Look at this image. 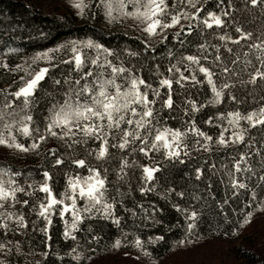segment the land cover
<instances>
[{
    "label": "trees",
    "instance_id": "1",
    "mask_svg": "<svg viewBox=\"0 0 264 264\" xmlns=\"http://www.w3.org/2000/svg\"><path fill=\"white\" fill-rule=\"evenodd\" d=\"M74 0H0V109L4 103V90L12 92L20 86V77L25 75L24 71H14L16 65L29 67L30 70H38L39 67L48 66L47 62L41 60L33 64L31 57L37 52H44L48 49H54L59 45H66L68 41L87 40L89 38L103 44L105 47L116 52L120 60L113 59L114 63L119 64L123 61L125 67L140 69L137 75H141L148 83L154 87H159L160 76L156 75V66L159 65V72L163 76H169L167 68L182 55L195 54L196 43L207 40L209 44H218L220 41L213 38V32L222 34L220 29L207 30V35L201 39L197 32L191 35L181 34L178 39L174 35L179 31L178 27L165 30L167 39L160 42V36L148 37L143 33L137 22L128 19L121 23L107 24L102 15H95V18L87 15L91 12H97L96 7L86 9V15L81 17L77 14L78 10L73 7ZM88 4L90 0H84ZM95 4V0H91ZM169 5L175 3L177 11L181 6V0H167ZM207 11L219 12L216 7L217 0H200ZM229 0H224L221 5L225 10L231 12V16L245 30L258 32L260 26L264 24V13L260 7H253L248 4L245 8L244 0H232L235 9H228ZM185 10H190L184 5ZM227 19V18H225ZM182 24L187 22L181 20ZM229 34L235 35L231 27L224 29ZM184 44L181 45L180 41ZM144 42H148L150 47L146 50ZM239 47V46H233ZM16 49V51H10ZM128 51L138 52L139 56L133 57L127 54ZM171 51L173 56L170 58L168 53ZM209 49V52H213ZM223 51V49H222ZM56 57L54 63L58 67L51 69L45 79L40 82L38 90L35 92L32 105V114L34 120L39 124L43 132V118L47 115V108L53 98L59 99L58 91H63V84L56 86L52 78H62V76L71 75L76 78L77 73L74 61L69 64H60L61 59H68L70 53L60 51L53 53ZM243 59V57H242ZM8 65L5 69L2 65ZM186 63V62H185ZM205 66H210L209 61H201ZM90 65L86 64L82 69L87 71ZM183 71V66H181ZM250 70V69H249ZM185 75H190L185 71ZM197 78L202 79V74L197 72ZM247 79V74L243 75ZM185 87L181 89L175 83L173 84L174 106L171 110L164 108L161 115L165 117V122L169 127L184 130L188 128V122L194 121L195 126L201 131L213 136L212 147L210 151H204V148L196 145L195 141L199 139L204 143L202 137H197L189 132L186 143H188V155H181L179 160L165 161L161 153L150 152L149 159L138 151L133 153L131 148L124 152L118 149L109 148V155L102 161H97L94 157L88 155L89 149H97L99 142H90L87 146H75L67 148L64 141L49 137L43 142L37 152H31L27 155L18 153L16 150L6 149L0 146V168L10 169L13 172H19L20 175L14 177L17 182L23 186L26 192H32L28 188L31 184L33 188L38 189L44 182L43 172L49 171L52 180L49 181L54 194L58 196L59 192L64 190L68 175L79 174L88 175L87 168H79L71 163V159H85L87 164L98 167L101 175L107 177V188L109 197L116 198L114 214L119 218L120 223L116 225L110 219L93 217L85 218L78 230L69 231L76 236L73 240L71 236L65 237V222L70 225L72 220L71 212L65 213L62 219L59 215V207L54 206L50 212L51 224H47L45 219L38 215L39 204L45 202V194L38 190L32 195L18 193L19 201L28 200L27 205L17 203L14 208L7 209L15 215H23L26 223L25 228H18L15 219L5 220L8 229L0 227V242L13 241L19 242L21 254L13 252L4 257L0 253V258L8 261V264H97L98 262L112 258L120 253H132L139 257L141 262L147 260L150 262L159 261L169 256L175 255L178 249L194 245H202L206 242H225L229 244L232 256L237 264H264V243L256 236L252 230V225L257 218L264 213L256 212L250 224L240 227L246 211L244 204L247 203L246 194H242L239 199H230L223 210L218 207L217 201L225 198V185L221 183L222 165L227 164L231 167L230 157L237 151H244L245 146H229L223 148L215 143L219 133L227 128L225 137L231 135L232 128L227 120L218 119L220 113H227L235 109L241 112L250 110L257 105L253 103L252 98L247 97V102L237 105L233 101L224 99L221 104L212 105L206 103L211 98L210 88L205 85H193L191 81L184 82ZM264 87V84L260 85ZM249 89L252 86H248ZM161 96L155 105L158 111L161 110L160 100L167 98V89L160 87ZM259 92V87L255 89ZM238 97H244L245 90L240 89L239 85L234 90ZM48 93L52 95L49 96ZM151 98V97H150ZM193 100L199 106L198 111L193 112L191 105L185 103L187 100ZM17 104L20 102L17 101ZM187 109V114H185ZM211 117L210 123H205ZM36 124L33 125L35 127ZM57 131H59L57 129ZM251 136L257 141L264 137V131L259 127L249 129ZM24 142V137H19ZM247 141V137H246ZM31 143V141H28ZM138 147V145H137ZM259 147V144H257ZM49 149L55 151L57 155L65 158L63 166L53 167V158ZM184 149H181L183 153ZM127 160L128 167L125 169L127 176L125 179L117 181L116 175L120 167L121 158ZM136 161V164H133ZM159 163L161 171L156 173V179L149 181L148 185H155V190L141 193L139 188L146 186L141 180L142 169L138 165ZM215 165V168L211 166ZM107 168V172L104 169ZM202 170V177L196 180L195 169ZM67 174V175H66ZM211 180L212 188L209 191L207 184ZM253 178V185H255ZM120 193H116V188ZM174 188L176 191L185 193L183 198L177 197L172 193L170 197L162 198L166 188ZM243 191V190H242ZM264 196V190L259 193ZM194 196L202 197L193 199ZM215 196V200L211 197ZM111 202V200H110ZM83 200H78V207H83ZM138 205L140 207H138ZM174 205H179L181 209L195 210L199 213L196 226L192 234L186 235V219L183 211H177ZM255 204L252 209L254 210ZM131 210V211H128ZM4 209H0L2 213ZM135 212V215L132 213ZM85 217L87 214H84ZM0 220L3 216L0 215ZM48 228L47 233L42 229ZM91 229V231H89ZM235 233V234H233ZM97 235L99 241H91V237ZM139 237L143 242V249L150 254H143L142 249L137 248L133 241ZM162 236V240H156L155 237ZM50 237V239H49ZM149 238H153L149 243ZM120 239L121 245L113 247L114 242ZM180 240H187L185 244H178ZM76 252L73 253L72 249ZM47 253V256L43 255ZM77 253L82 254L83 258L78 262L73 259Z\"/></svg>",
    "mask_w": 264,
    "mask_h": 264
},
{
    "label": "snow or ice",
    "instance_id": "2",
    "mask_svg": "<svg viewBox=\"0 0 264 264\" xmlns=\"http://www.w3.org/2000/svg\"><path fill=\"white\" fill-rule=\"evenodd\" d=\"M206 2V0H205ZM250 3L253 7H260L264 13V0H244L245 8ZM224 0H217L216 7L219 12L207 11L200 0H181V6L177 11L175 3L169 5L167 0H95L93 4L90 0L85 4L84 0H74L73 7L78 10L77 14L81 17L86 15L85 10L96 7L95 14L89 12L87 15L95 18V15H102L107 24L121 23L128 19L137 22V27L148 37L160 36V42L167 39L165 30L177 28L174 39H178L181 34L191 35L197 32L203 39L207 35V30L220 29L222 34L213 32V38L220 41L218 44H209L207 40L194 45L195 54L182 55L167 68L169 76H163L159 72V65L156 66L155 74L162 77L159 79V87H154L148 83L141 75H137L140 69L125 67L123 61L119 64L114 63L113 59L120 60L119 55L103 44L89 38L87 40L68 41L66 45H59L54 49L44 52H37L31 57L32 63L38 61L47 62L48 66L39 67L38 70H30L29 67L16 65L14 71H24L25 75L20 77V86L8 92L4 90V103L0 109V146L6 149L16 150L18 153L29 154L37 152L41 144L49 137L64 141L67 148L75 146H87L90 142H99L97 149H89L88 155L97 161L106 159L109 155V148L118 149L121 152L131 148L133 153L139 152L145 157H149L150 152L161 153L165 161L179 160L181 155H188L189 145L186 143L189 132L197 137H202L204 143L197 139L196 145L210 151L213 136L201 131L195 126L194 121L188 122V128L184 130L172 128L165 122V117L161 115L164 108L171 110L174 106L173 84L181 89L185 87L184 82L191 81L193 85H207L212 93L211 98L206 101L208 104H221L224 99L233 101L240 105L247 102V97H251L257 106L241 112L238 108L225 113H220L218 119L227 120L228 125L233 129L231 135L225 137L227 128L223 129L215 143L223 148L229 146H245L244 151H237L230 157L231 167L227 164L222 165V176L227 180L221 179L225 185V198L217 201L218 207L223 210V206L229 203L230 199H239L242 194H246L247 203L244 204L246 211L240 227L250 224L256 212L264 213V196L259 193L264 190V137L259 141L251 136L249 129L259 127L264 131V24L260 26L258 32L245 30L231 16V12L225 10L221 5ZM184 5L190 10H185ZM228 9H235L232 0L227 4ZM227 18V19H225ZM181 20L186 21L182 24ZM231 27L235 35L224 31ZM181 45L184 41H180ZM147 50L150 45L144 42ZM239 46V47H233ZM213 52H209V49ZM223 49V51H222ZM70 53L68 59H61L60 64H69L74 61L76 78L71 75L62 76L57 79L52 78L56 86L63 84V91H58L59 99L53 98L47 108V115L43 118V132L39 124L34 120L32 105L35 99V92L38 86L51 71L58 67L54 61L56 57L53 53L65 51ZM10 51H16L11 49ZM129 56H139L138 52L125 50ZM169 57L173 53L169 51ZM243 57V59H242ZM210 66H205L201 61H209ZM186 62V63H185ZM88 64L87 71H81ZM8 69L5 63L2 65ZM183 66V71L181 70ZM250 69V70H249ZM185 71L190 75H185ZM197 72L202 74V79L197 78ZM247 74V79L243 78ZM239 85L240 89L245 90L244 97H238L234 90ZM248 86H252L251 89ZM160 87L167 89V98L160 100L161 110L158 111L155 105L161 96ZM259 87V92L255 89ZM51 96V93H48ZM151 97V98H150ZM20 103L17 104L16 102ZM192 111L196 112L203 104L197 105L193 100H187ZM187 114V109H185ZM211 117L205 123L211 122ZM36 124L35 127L33 125ZM57 129L59 131H57ZM24 137L21 142L19 137ZM247 137V141H246ZM31 141V143H28ZM259 144V147H257ZM138 145V147H137ZM181 149H184L183 153ZM53 158V167L63 166L65 158L57 155L54 150L49 149ZM71 163L79 168H87L88 175L79 174L68 175L64 190L58 196L54 194L49 181L52 176L49 171L43 172L44 182L38 189L28 184L32 192H26L14 177L20 175L10 169L0 168V209H4L0 215V227L8 229L5 220L15 219L18 228H25L26 223L23 215H15L7 209L14 208L17 203L27 205L28 200L19 201L17 194L24 193L32 195L37 190L45 194V202L39 204L38 215L43 217L47 224H51L50 212L54 206L59 207V215L63 219L65 213L71 212L72 220L70 225L65 222L64 236H71L73 240L76 236L69 231L78 230L85 218L91 219L98 217L110 219L112 223L119 225L120 220L114 214L116 198L109 197L107 188V177L102 176L98 167L87 164L85 159H71ZM136 164V161H133ZM142 169L141 180L146 186H141L139 191L143 194L146 191L155 190V185H148L149 181L156 179L155 174L161 171L159 163L155 165H138ZM128 167L127 160L121 158L119 170L116 175L117 181L125 179ZM215 168V165L211 166ZM107 168L104 172H107ZM196 180L202 177V170L195 169ZM67 175V174H66ZM255 178V185H253ZM212 188L211 180L207 184V189ZM243 190V191H242ZM120 193V189H115ZM175 193L177 197L183 198V191H176L174 188H166L161 194L162 198L170 197ZM202 197L194 196L193 199ZM215 200V196L211 197ZM78 200H83V207H78ZM111 200V202H110ZM255 204L254 210L252 209ZM138 207H140L138 205ZM177 211H183L186 219V235H191L198 219L199 213L195 210L181 209L179 205H174ZM131 211V210H128ZM84 214H87L85 217ZM135 215V212L132 213ZM47 233L48 228L42 229ZM91 231V229H89ZM235 234V233H233ZM50 239V237H49ZM99 236L93 235L91 241L98 242ZM153 238H149L151 243ZM162 240L163 237H155ZM187 240H180L178 244H185ZM137 248L142 249L143 254L150 255L143 249V242L137 236L134 241ZM121 240L117 239L113 247H119ZM21 254L19 242L13 241L0 242V253L4 257L13 252ZM75 253L76 249L73 248ZM47 256V253H43ZM83 258L82 254L77 253L73 256L78 262ZM0 264H8L4 258H0Z\"/></svg>",
    "mask_w": 264,
    "mask_h": 264
},
{
    "label": "rangeland",
    "instance_id": "3",
    "mask_svg": "<svg viewBox=\"0 0 264 264\" xmlns=\"http://www.w3.org/2000/svg\"><path fill=\"white\" fill-rule=\"evenodd\" d=\"M256 236L264 243V214L257 218L252 225ZM97 264H237L232 256L229 244L225 242H206L202 245H194L178 249L175 255L159 261H147L139 259L132 253H120L112 258L104 259Z\"/></svg>",
    "mask_w": 264,
    "mask_h": 264
}]
</instances>
